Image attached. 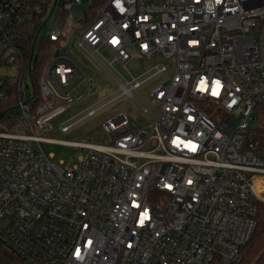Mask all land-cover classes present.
Masks as SVG:
<instances>
[{"label":"built area","instance_id":"built-area-1","mask_svg":"<svg viewBox=\"0 0 264 264\" xmlns=\"http://www.w3.org/2000/svg\"><path fill=\"white\" fill-rule=\"evenodd\" d=\"M81 4L0 0V68L17 70L12 83L0 77V106L13 94L15 108L0 117V242L26 264H233L264 202V162L254 153L264 0H107L76 23L71 10ZM75 35L104 71L97 57L124 69L135 58L163 59L118 83L121 95L133 99L170 74L149 90L148 107L139 105L143 113L156 105L151 124L134 128L116 114L102 126L111 144H73L86 152L68 166L40 144L71 145L42 134L99 93L65 53ZM44 43L52 50L35 93L29 68Z\"/></svg>","mask_w":264,"mask_h":264},{"label":"rangeland","instance_id":"rangeland-1","mask_svg":"<svg viewBox=\"0 0 264 264\" xmlns=\"http://www.w3.org/2000/svg\"><path fill=\"white\" fill-rule=\"evenodd\" d=\"M89 1L82 0L80 6H74L72 8L71 14L74 22L77 23L82 18V13L88 8ZM78 39L77 35H75L69 43L67 51L65 50V53L76 62L79 69L89 79L95 82L99 88V93L65 109L48 123L46 131L42 134L47 140L70 143L71 145L55 142H44L40 144L44 154L53 163L59 164L63 162L68 166L74 165L76 160L86 152L85 149L76 147L73 144H111V138L103 132L102 126L116 114L120 112L126 113L134 128L145 127L151 124L156 115V105L153 104L148 113H143L139 105L147 108L146 101L149 99V90L155 85L164 82L170 74L168 71L142 84L136 91L132 92L133 99H131L127 95H121L118 83L126 85V81L131 80V76L138 77L146 73L154 65L164 63L163 59L160 56L152 60L135 58L130 60L124 69L119 62H113L111 68L100 57H97L96 60L105 69L104 71L89 56L77 48L76 41ZM103 57L108 62L113 59L108 53H105ZM16 74L17 70L15 67L0 68V77L3 78L5 76L9 83L14 81ZM114 97L116 99L112 103L97 111L93 116L86 117L84 120L75 123L78 119L86 115L92 104L98 107L100 104ZM64 123L66 125L75 124L68 131L62 132L61 125ZM6 226L7 221L0 219V234ZM4 263L6 262L0 260V264Z\"/></svg>","mask_w":264,"mask_h":264},{"label":"trees","instance_id":"trees-1","mask_svg":"<svg viewBox=\"0 0 264 264\" xmlns=\"http://www.w3.org/2000/svg\"><path fill=\"white\" fill-rule=\"evenodd\" d=\"M107 0H94L89 9H87L89 14L96 12L97 8L103 5ZM52 50L50 43L43 44L39 51L36 52L35 58L33 59V65L30 66V76L32 79V84L34 87V92L37 93V85L39 75L42 69L43 62L48 57ZM30 54V51L28 52ZM37 55V56H36ZM29 58V56H28ZM11 95L10 102H6L4 105L0 106V117L3 112L8 109H14L12 104ZM207 114L211 118H216L211 111H207ZM256 125L254 127V132L256 136L257 146L254 149V153L264 162V104H259L255 109ZM256 226L252 234L251 239L240 249L239 260L233 264H264V202H260L257 206L256 213ZM0 260L6 262L4 264H26L19 256L15 255L9 248L0 242ZM8 262V263H7ZM211 264H217L215 260Z\"/></svg>","mask_w":264,"mask_h":264}]
</instances>
